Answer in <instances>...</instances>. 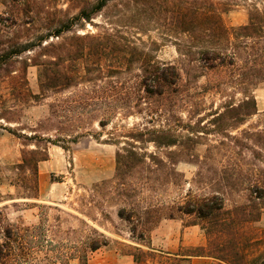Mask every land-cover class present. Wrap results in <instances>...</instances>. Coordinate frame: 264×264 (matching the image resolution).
<instances>
[{
	"label": "rangeland",
	"instance_id": "1",
	"mask_svg": "<svg viewBox=\"0 0 264 264\" xmlns=\"http://www.w3.org/2000/svg\"><path fill=\"white\" fill-rule=\"evenodd\" d=\"M207 1L220 8L228 28L248 23L250 10L255 6L264 8V0ZM95 2L0 0V16H7L8 12L13 13V8L21 10L26 5L30 23L29 30L21 35L23 40L60 28L69 20H72L70 30L49 41L61 42L74 34L95 33L104 26L115 27L158 60L176 63L182 78V100L173 114L180 121L181 161L172 166L167 151H159L148 144V152L157 151V154L154 161L147 158L146 162L152 165L158 162L161 168L155 174L143 171L128 177L129 182H139L144 181L147 174L157 175L153 186L137 192L133 186L121 185L116 179L118 146L105 142L106 132L100 138L82 136L76 143L39 141L41 137L56 139L59 136L54 130L40 129L39 133L37 125L49 116L50 105H75L64 99L73 93H83L85 85L52 94L41 102L18 103L11 122L0 119V219L20 226L42 222L49 229L47 236L57 246L67 245V250L71 247L84 249V240L92 236L91 227L98 229L107 237L108 244L89 252L88 264H127V258L135 264L133 256L128 254L135 247L150 253L149 264H193L192 257L187 254L207 245L205 231L196 215L176 213L175 218L163 217L147 239L141 241L132 237L130 223L119 216V209L135 206L143 211L161 207L167 212L172 206L183 203L189 191L196 195L210 194L219 187L225 188V206L231 208L243 203L250 185H264V79L249 83L232 67L210 70L201 66V47L193 43L190 33L179 31L177 24L157 7L141 10L131 0H114L95 15L92 22L77 18L83 7L92 8ZM224 6H229V10L224 11ZM24 17L20 14L19 21ZM10 30L7 22L0 24V38H5ZM245 50L244 56L251 52L250 48ZM36 52L37 49L27 51L22 57L32 58ZM80 71L83 72V68ZM27 79L30 91L38 93L36 66L28 68ZM4 86L1 90L8 96V88ZM246 95L255 99V105H243ZM11 102L9 100L7 106ZM246 112L252 114L246 115ZM124 121L131 127L142 119L132 116ZM85 127L92 132L100 130L95 120ZM9 128L17 133L10 132ZM36 142L47 148L49 156L38 162L34 170L32 164H20L25 152L34 157L30 152L36 150ZM174 168L175 174L167 179L173 182H166L165 174ZM170 219L175 220L169 223ZM163 224L165 234L157 235L155 230ZM252 228L264 232V212ZM261 238L264 240V234ZM178 253L182 256H177ZM177 258L189 259L177 262ZM204 259L200 264H228L213 257ZM40 264L80 263L77 258L66 261L53 258L51 262Z\"/></svg>",
	"mask_w": 264,
	"mask_h": 264
},
{
	"label": "trees",
	"instance_id": "2",
	"mask_svg": "<svg viewBox=\"0 0 264 264\" xmlns=\"http://www.w3.org/2000/svg\"><path fill=\"white\" fill-rule=\"evenodd\" d=\"M12 1L18 3L21 0ZM111 1L114 0H96L92 8L83 7L77 18L92 22ZM131 3L141 10L150 6L165 11L179 31L190 33L193 43L201 47V66L210 70L232 67L249 83L264 79V8L255 6L250 10L248 23L228 28L220 8L207 0H131ZM24 6L23 13L16 7L13 13L0 16V24L7 22L11 29L5 38H0V119L11 122L18 103L41 102L52 94L83 84V93H73L64 99L75 105H50L49 116L37 125L39 133L40 129L54 130L59 136L56 139L44 136L39 141L76 143L82 136L100 138L106 132L105 142L118 146L115 153L118 182L133 186L137 192L153 186L157 175L147 174L145 180L139 182L127 179L143 171L155 174L161 168L158 162L155 165L146 162L147 158L154 161L157 154V151L148 152L150 143L159 151H167L172 166L181 161L180 121L173 114L182 100L178 65L158 60L115 27L104 26L95 33L74 34L61 42L49 41L70 30L72 20L60 28L23 40L21 35L29 30L27 25L30 23V11ZM222 9L227 11L229 6ZM20 14L25 17L19 21ZM74 45L77 46L75 49ZM248 48L251 52L244 56ZM36 49L34 57H22L27 51ZM110 52L112 56H109ZM30 66L37 67L39 92L36 94L30 91L27 79ZM82 68L83 72L80 71ZM2 85L8 88V96L2 92ZM9 100L12 104L7 106ZM244 104L255 105V99L246 95ZM250 114L246 112V115ZM132 116L141 118L142 122L127 127L124 120ZM94 120L100 130L92 132L85 126ZM8 130L17 133L11 128ZM188 140L193 145V139L189 137ZM30 153L34 157L25 152L20 165L32 164L34 170H37L38 162L49 156L47 148L39 146L38 142L36 150ZM174 174L175 168L165 174L166 182H173L167 179ZM247 190L243 203L231 208L225 206V188L219 187L210 194L196 195L189 191L183 203L172 206L167 212L161 207L142 211L131 206L129 209L122 207L118 213L130 223L132 237L141 241L147 239L163 217L175 218L176 213L194 214L200 219L207 245L196 247L195 252L187 254L189 257H213L228 264H264V248H261L264 232L252 228L264 212V185L255 183ZM48 231L42 222L20 226L0 219V264H40L51 262L53 258L64 261L77 258L80 264H88V253L108 244L104 233L91 227L92 236L84 240V249L71 247L67 250V245L57 246L47 236ZM55 250L56 254H52ZM128 254L133 256L135 264H149L150 253L146 250L135 247ZM177 256L182 255L178 253ZM185 259L189 258L175 261Z\"/></svg>",
	"mask_w": 264,
	"mask_h": 264
},
{
	"label": "crops",
	"instance_id": "3",
	"mask_svg": "<svg viewBox=\"0 0 264 264\" xmlns=\"http://www.w3.org/2000/svg\"><path fill=\"white\" fill-rule=\"evenodd\" d=\"M175 219H170L169 220V223H171L172 221H174ZM164 228V224L161 225L160 227H157V229L155 230V233H157V235H161L162 233L165 234V230H163ZM187 229L191 230L192 228L191 227H188ZM168 237V236H167ZM191 236H189V239H192L190 238ZM166 241V240H165ZM175 248H177V246H175ZM174 249V247H173ZM192 257V262L193 264H200V263H203L204 262V258H209V257H203V256H199V257H194V256H191ZM127 261L128 263L127 264H134L133 262L130 261V258H127Z\"/></svg>",
	"mask_w": 264,
	"mask_h": 264
}]
</instances>
